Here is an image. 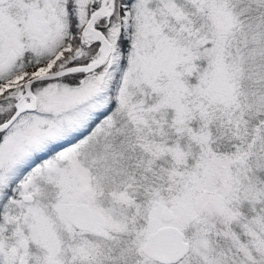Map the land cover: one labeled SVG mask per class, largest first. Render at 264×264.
Instances as JSON below:
<instances>
[{"label": "snow or ice", "instance_id": "snow-or-ice-1", "mask_svg": "<svg viewBox=\"0 0 264 264\" xmlns=\"http://www.w3.org/2000/svg\"><path fill=\"white\" fill-rule=\"evenodd\" d=\"M0 264H264V0H0Z\"/></svg>", "mask_w": 264, "mask_h": 264}]
</instances>
